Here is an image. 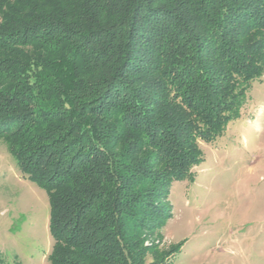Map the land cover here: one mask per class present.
<instances>
[{
	"label": "trees",
	"instance_id": "obj_1",
	"mask_svg": "<svg viewBox=\"0 0 264 264\" xmlns=\"http://www.w3.org/2000/svg\"><path fill=\"white\" fill-rule=\"evenodd\" d=\"M263 75L264 0H0V138L49 195V264H147Z\"/></svg>",
	"mask_w": 264,
	"mask_h": 264
},
{
	"label": "rangeland",
	"instance_id": "obj_2",
	"mask_svg": "<svg viewBox=\"0 0 264 264\" xmlns=\"http://www.w3.org/2000/svg\"><path fill=\"white\" fill-rule=\"evenodd\" d=\"M200 146L194 177L159 200L170 217L144 231L147 264H264V75L242 115ZM52 245L49 195L0 138V252L9 264H49Z\"/></svg>",
	"mask_w": 264,
	"mask_h": 264
}]
</instances>
